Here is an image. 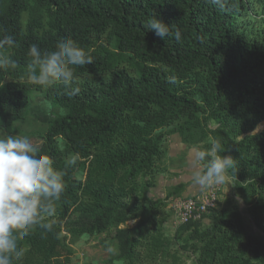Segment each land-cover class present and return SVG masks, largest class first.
<instances>
[{
	"label": "trees",
	"instance_id": "trees-1",
	"mask_svg": "<svg viewBox=\"0 0 264 264\" xmlns=\"http://www.w3.org/2000/svg\"><path fill=\"white\" fill-rule=\"evenodd\" d=\"M223 4L0 0V36H14L8 54L19 65L0 72V128L25 118L31 91L44 89L42 98L63 112L46 117L37 148L66 171L67 184L53 230L33 228L13 264H70L85 234H104L115 247L103 264H264V127L254 132L264 121V0ZM153 13L180 30L179 42L145 32ZM66 37L94 56L76 69L77 97L23 76L31 44L52 50ZM170 134L193 147L220 141L237 165L231 192L219 190L222 202L171 234L169 202L185 197V184L164 197L150 193ZM73 157L76 165L65 167Z\"/></svg>",
	"mask_w": 264,
	"mask_h": 264
},
{
	"label": "clouds",
	"instance_id": "clouds-1",
	"mask_svg": "<svg viewBox=\"0 0 264 264\" xmlns=\"http://www.w3.org/2000/svg\"><path fill=\"white\" fill-rule=\"evenodd\" d=\"M223 7V0H209ZM168 25L155 13L146 21V31L162 40H181L179 29ZM11 34L0 36V72L18 68V61L9 50L17 47ZM30 62L24 79L31 85L58 91L67 97L82 92L76 69L94 63L92 51L70 37L58 40L52 50H42L33 43L28 47ZM0 79V89L4 87ZM225 148L215 141L208 148H192L191 182L199 189L228 187L235 178L236 160L222 155ZM75 157L65 167L76 165ZM66 171L55 167L54 159L41 153L28 136L0 134V264H13L23 255L18 241L27 237L33 228L45 232L53 230L56 205L66 192ZM112 252L111 247L108 248Z\"/></svg>",
	"mask_w": 264,
	"mask_h": 264
},
{
	"label": "rangeland",
	"instance_id": "rangeland-1",
	"mask_svg": "<svg viewBox=\"0 0 264 264\" xmlns=\"http://www.w3.org/2000/svg\"><path fill=\"white\" fill-rule=\"evenodd\" d=\"M27 14L22 13L21 21L25 23ZM44 89L31 91L30 103L28 105V112L25 118L14 123L10 131L0 128V134H9L17 136H28L33 144L39 147L42 142V134L45 132L47 123L45 122L46 117H54L55 114L59 113L62 109H57L51 100L43 99ZM63 112V110H62ZM47 113V116L45 115ZM264 127V121L261 122L254 132H258ZM180 137L177 134H170L167 136L165 145L164 160L162 163L161 174L157 177V183L154 188L151 189V195L164 197L169 187H172V176L170 174L171 168H176L177 165H182V161H186L187 151H183L180 147L179 142ZM187 145V144H186ZM187 147H192L187 145ZM185 153V155H183ZM162 176V178H160ZM211 189L207 188L204 191ZM217 189V188H216ZM218 195V203L222 202V194L219 190H216ZM172 201V200H171ZM171 201L169 206L171 207ZM242 205V204H241ZM135 221L131 220L128 222L129 225H133ZM178 224V219L176 214L170 218L166 223V229L171 234L174 228ZM107 240L104 234L99 235H89L85 234L80 239H78L73 247L75 253L72 257L70 264H103L105 261L109 260L110 256L114 253L115 247L111 246L112 252L108 251V246L106 245Z\"/></svg>",
	"mask_w": 264,
	"mask_h": 264
},
{
	"label": "built area",
	"instance_id": "built-area-1",
	"mask_svg": "<svg viewBox=\"0 0 264 264\" xmlns=\"http://www.w3.org/2000/svg\"><path fill=\"white\" fill-rule=\"evenodd\" d=\"M216 187L203 191L196 196L178 197L171 201V207L175 210L179 223H186L191 220H199L214 207L218 200Z\"/></svg>",
	"mask_w": 264,
	"mask_h": 264
},
{
	"label": "crops",
	"instance_id": "crops-1",
	"mask_svg": "<svg viewBox=\"0 0 264 264\" xmlns=\"http://www.w3.org/2000/svg\"><path fill=\"white\" fill-rule=\"evenodd\" d=\"M179 142H183L180 138ZM180 147L182 148L183 151H187L186 155V161H182V165H177L176 168H171L170 169V174L172 176V186L178 185V184H185V187L182 190V195L185 197H191L194 195H197L199 193H202L204 189H199L197 187H194L192 182H191V175H192V147H187L186 143H180ZM185 155V153H183ZM162 178V176L160 177ZM218 190H221L222 193L224 194H229L231 192V181L229 182L228 187L224 186H218L216 187ZM151 193V192H150Z\"/></svg>",
	"mask_w": 264,
	"mask_h": 264
}]
</instances>
